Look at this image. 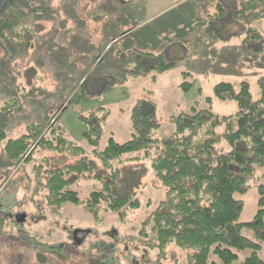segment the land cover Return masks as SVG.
Segmentation results:
<instances>
[{
    "label": "rangeland",
    "instance_id": "374dc122",
    "mask_svg": "<svg viewBox=\"0 0 264 264\" xmlns=\"http://www.w3.org/2000/svg\"><path fill=\"white\" fill-rule=\"evenodd\" d=\"M7 1L23 2L24 23L31 30L19 26L10 38L0 39V126L5 131L0 143V264H95V259L87 261L99 255L94 246L79 256L68 248L73 228L101 233L112 243L109 264H129L124 255L142 264H187L185 250L169 244L158 252L154 239L147 238L151 223L144 222L166 191L149 161L120 167L115 196L134 195L138 201L137 208L121 209L123 216L104 210L105 204L96 215L85 207L90 192L100 189L108 175L95 158L93 172L65 176L78 200L54 211L45 197L46 175L78 157L32 141L31 158L12 164L3 145L26 133L35 120L44 125L46 136L49 125L61 127L65 137L88 152L86 132L99 133V149L110 136L124 143L136 135L133 110L153 114L152 138L166 137L173 128L171 117L207 107V98L215 113H235L236 103L216 98L213 86L229 81L238 89L246 81L251 99L260 97L264 0ZM33 24L40 29L32 30ZM161 64L170 65L161 69ZM6 101L11 104L3 111ZM261 184L264 167H257L245 191L236 194L242 204L238 223L253 220ZM21 213L25 217L17 221ZM142 229L146 239L139 234ZM241 234L254 239L249 229ZM87 239L98 241L93 235ZM235 251L241 258L249 252ZM258 254L264 260V242Z\"/></svg>",
    "mask_w": 264,
    "mask_h": 264
},
{
    "label": "trees",
    "instance_id": "16d2710c",
    "mask_svg": "<svg viewBox=\"0 0 264 264\" xmlns=\"http://www.w3.org/2000/svg\"><path fill=\"white\" fill-rule=\"evenodd\" d=\"M161 65L165 69L170 64ZM259 86L261 95L252 100L246 81H241L238 89L229 81L215 84L214 96L234 101L236 112L217 114L207 98V107H191L171 117L173 128L163 138L149 136L152 113L133 110V128L138 133L124 143H117L110 136L99 149V133L90 136L86 132L91 146L87 152L65 137L61 127L49 125L46 136L44 125L35 120L26 126V133L7 140L3 148L12 164L31 158L32 141L47 150L78 157L75 163L46 175L45 197L54 211L66 202L78 200L77 192L69 188L65 176L93 172L92 158L98 159L108 175L100 189L90 192L85 205L93 215L102 204L104 210L115 211L120 216H123L121 209L138 207L134 195L116 197L113 188L120 181L121 166L147 160L155 177L166 188L164 198L144 222V225L151 223V235L147 238L154 239L153 247L158 252L174 244L186 251L187 264H264L258 254L264 242V184L257 187V210L252 221L237 222L242 204L236 196L245 191L246 180L255 169L264 167V79L259 81ZM183 87L189 84L183 83ZM10 101L1 110L7 111ZM4 136V127L0 126V143ZM132 152L135 155L123 157ZM94 178L101 179V175ZM243 228L251 230L254 239L242 235ZM139 234L146 239L143 229ZM235 250L249 252L241 258Z\"/></svg>",
    "mask_w": 264,
    "mask_h": 264
},
{
    "label": "flooded vegetation",
    "instance_id": "af4514ba",
    "mask_svg": "<svg viewBox=\"0 0 264 264\" xmlns=\"http://www.w3.org/2000/svg\"><path fill=\"white\" fill-rule=\"evenodd\" d=\"M90 234V231L88 229H82V228H73L70 230L69 232V238H70V243L68 244V248L70 247V250H72V252H74L75 254L77 253H80V255H85V253L87 251L90 250L91 247H95L96 249V253H95V256L98 254L99 252V255L95 258H90L87 257V261H93L95 259V264H109V251L110 250H114V246L112 243H109L107 241H104V238H102V236L100 237V234H97V233H93V234H90V235H93L95 236L96 238H98V241H94V242H90L87 238ZM103 236L105 237L106 235H109V233H103ZM111 237H113L111 235ZM115 239H117V236H115ZM88 241V242H87ZM87 243V244H86ZM87 246V247H84V246ZM62 244L59 243L57 245V247H61ZM79 247H82V252L78 251L77 248ZM67 248V249H68ZM128 252H130L129 248L127 247V245L124 246V250H123V253L125 254H128ZM77 256H79L77 254ZM124 257L128 260V263L129 264H142L141 262L137 261L133 256L132 257H129L127 258L125 255ZM145 264H146V261H145Z\"/></svg>",
    "mask_w": 264,
    "mask_h": 264
},
{
    "label": "crops",
    "instance_id": "0c3cea01",
    "mask_svg": "<svg viewBox=\"0 0 264 264\" xmlns=\"http://www.w3.org/2000/svg\"><path fill=\"white\" fill-rule=\"evenodd\" d=\"M23 3V2H22ZM19 4L18 1L14 5H9V1L0 0V13L2 12V15L0 16V39H6L10 38V33L14 30V28L22 27V29L26 32L28 30H31L30 26H25L24 23V16L26 13L24 12L23 7L25 5ZM20 15L22 16L21 22L23 26L21 25L20 21ZM32 30H34V27H37V29H40L39 26H36V24H33ZM15 38L12 36V39ZM11 119V118H10ZM28 123V122H27Z\"/></svg>",
    "mask_w": 264,
    "mask_h": 264
},
{
    "label": "water",
    "instance_id": "95a60500",
    "mask_svg": "<svg viewBox=\"0 0 264 264\" xmlns=\"http://www.w3.org/2000/svg\"><path fill=\"white\" fill-rule=\"evenodd\" d=\"M24 217H25V215L24 214H19L18 216H17V221H22L23 219H24Z\"/></svg>",
    "mask_w": 264,
    "mask_h": 264
}]
</instances>
